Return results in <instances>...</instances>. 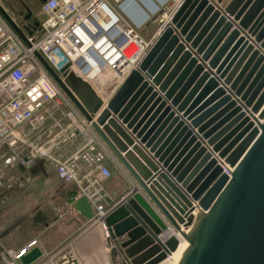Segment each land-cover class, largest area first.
<instances>
[{
  "label": "water",
  "instance_id": "water-1",
  "mask_svg": "<svg viewBox=\"0 0 264 264\" xmlns=\"http://www.w3.org/2000/svg\"><path fill=\"white\" fill-rule=\"evenodd\" d=\"M36 55L140 187L104 219L129 264L176 251L169 227L179 264H264V0H183L107 103ZM76 208L94 218L88 197Z\"/></svg>",
  "mask_w": 264,
  "mask_h": 264
},
{
  "label": "built area",
  "instance_id": "built-area-1",
  "mask_svg": "<svg viewBox=\"0 0 264 264\" xmlns=\"http://www.w3.org/2000/svg\"><path fill=\"white\" fill-rule=\"evenodd\" d=\"M182 1L168 0L161 4V0H43L41 18L36 20L33 12L29 16L31 11L17 18L0 0L26 37L24 39L0 11V96H5L0 104V146L5 144L11 149L5 162H18L28 167L40 158L52 160L59 178L76 181L78 185V192L65 207L66 212L79 215L76 202L88 197L94 209L93 219L103 224L106 238L110 236L104 219L114 207L110 209L104 202L102 181L112 175L105 160L114 155L36 52H40L56 71L71 64L69 70L89 82L107 103L148 53ZM157 14H161L160 28L148 39L140 29ZM61 100L71 107L68 113L71 123L60 127L59 135L49 145L28 142L21 127L34 119L43 121L48 104L53 101L60 104ZM79 133L87 144L72 156V161L93 162L99 175L79 178L76 163L52 155L56 144ZM223 168L231 175V167L223 165ZM168 230L164 233L166 237L172 235ZM108 242L119 248L111 237ZM35 244L36 240L31 241L14 254L15 259ZM165 260L174 264L171 254ZM122 264L129 263L126 260Z\"/></svg>",
  "mask_w": 264,
  "mask_h": 264
},
{
  "label": "crops",
  "instance_id": "crops-1",
  "mask_svg": "<svg viewBox=\"0 0 264 264\" xmlns=\"http://www.w3.org/2000/svg\"><path fill=\"white\" fill-rule=\"evenodd\" d=\"M70 123L71 119L68 124ZM41 130L48 132L49 136L53 133H56L55 137L59 135V130L54 124H48ZM53 139L50 138L49 143ZM86 144L87 140L79 133L66 142L56 144L52 152L58 158L76 163L79 166V178L85 175L93 177L99 175V170L93 162L72 161V156ZM105 162H111V166L117 170L111 177L102 181L104 202L112 209L124 200L135 186V191L140 190V187L115 155L114 158L107 157ZM3 166L7 165L2 163L0 167V264H15L14 254L19 253L33 240H36L34 246L43 252L42 257L34 264H58L64 258L76 259L80 264L126 262L121 250L109 245L100 223L87 219L81 213L73 215L66 212L65 207L78 192V185L76 181L59 178L52 160L40 158L31 166L20 165L24 169L18 177L22 185L15 189L17 198L12 203H9L8 199L14 192L9 190L10 178L4 175L7 171L2 170ZM41 179L42 186L39 182ZM26 181L28 184L33 181L32 186H26ZM58 183L61 184L59 187Z\"/></svg>",
  "mask_w": 264,
  "mask_h": 264
},
{
  "label": "rangeland",
  "instance_id": "rangeland-1",
  "mask_svg": "<svg viewBox=\"0 0 264 264\" xmlns=\"http://www.w3.org/2000/svg\"><path fill=\"white\" fill-rule=\"evenodd\" d=\"M43 0H3L4 5L8 8V10L14 14L17 18H21L22 14L27 15V12H35L39 13L41 10ZM161 14L155 15L149 22L146 24L143 28L140 29V32L144 35L146 38H151L160 28V21ZM5 100V96H0V104ZM71 111V107L66 103L65 101L61 100V103L59 104L57 101L50 102L46 108V111L44 112L46 117L43 121L38 122L37 120H32L27 122L21 127V131L23 134V137L30 143L35 145H49V139L54 138L56 133H53L52 136H49L50 134L46 131H42L41 129L44 128V126H47L48 124H54L57 130H60L61 125L65 126L70 122L68 113ZM58 123V124H57ZM55 148H53L54 152ZM52 152V155L56 158ZM11 153V149L3 144L2 147H0V167L2 166V163L7 165L6 167L3 166L2 170L7 171V174H4L6 177L10 178L9 180V190L11 192H14L10 195V198L8 199L9 203L16 201V195H15V189L22 185L19 176L23 172V168L20 166L18 162H12V163H6L5 158L7 155ZM59 160H64L63 158H58ZM110 169L113 172H117L116 168L111 166V162L108 163ZM112 176V175H111ZM5 178V177H4ZM41 183V186L43 185V180L41 179L39 181ZM32 182L30 184L26 181V186H32ZM61 184L58 183L57 186L59 187ZM134 190H136V186L134 187ZM107 245V242H105ZM108 246V245H107ZM109 247V246H108ZM120 249V248H119ZM15 264L18 261L16 259ZM116 264V262H115Z\"/></svg>",
  "mask_w": 264,
  "mask_h": 264
},
{
  "label": "bare ground",
  "instance_id": "bare-ground-1",
  "mask_svg": "<svg viewBox=\"0 0 264 264\" xmlns=\"http://www.w3.org/2000/svg\"><path fill=\"white\" fill-rule=\"evenodd\" d=\"M161 1H162L161 4H164V2H165V1H168V0H164V1L161 0ZM95 85H97V84H95ZM127 172H128V171H127ZM102 228H103V230H104V227H102ZM184 230L188 231V229H184ZM103 233H104L105 236H106L105 230L103 231ZM168 233L178 234V236L180 237V244H179V247L177 248L176 251H174V252L171 253V258H172V261L174 262V264H179V262H180V260H181V258H182V256H183L185 250H186V249L188 248V246H189V243H188L187 240H185L184 238H182V237L180 236L179 233H176V231H175L174 228H172V227L169 228ZM109 236H110V234H109ZM109 238H110V237H109ZM109 238H107V239H109ZM168 262H169L168 260H165V261L161 262L160 264H168Z\"/></svg>",
  "mask_w": 264,
  "mask_h": 264
},
{
  "label": "flooded vegetation",
  "instance_id": "flooded-vegetation-1",
  "mask_svg": "<svg viewBox=\"0 0 264 264\" xmlns=\"http://www.w3.org/2000/svg\"><path fill=\"white\" fill-rule=\"evenodd\" d=\"M33 16H34V18L36 19V20H39L40 18H41V13L39 12V13H35V12H33Z\"/></svg>",
  "mask_w": 264,
  "mask_h": 264
}]
</instances>
